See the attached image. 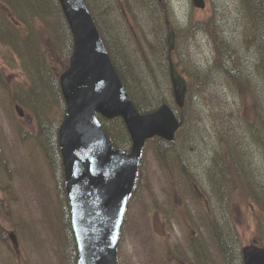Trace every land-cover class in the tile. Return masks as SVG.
Wrapping results in <instances>:
<instances>
[{
	"label": "rangeland",
	"instance_id": "obj_1",
	"mask_svg": "<svg viewBox=\"0 0 264 264\" xmlns=\"http://www.w3.org/2000/svg\"><path fill=\"white\" fill-rule=\"evenodd\" d=\"M33 1L35 12L49 11L51 20L47 22L52 23L59 57L67 59L71 40L60 14L55 11L54 0ZM168 1L173 12V25L178 28L185 26L187 20L201 22L205 16L206 20L210 18L213 24L216 23L218 35L229 44V48H221L229 56V62L223 66L239 73L244 81L249 80L250 93L258 94L259 101L254 103L249 92L244 100L232 94L227 78L211 70L206 106L197 101L193 108L187 109L192 115V125L176 135L173 145L162 154L157 153L158 146H162L157 141L161 140L152 139L144 147L139 176L122 226L117 260L119 264H227L215 248V236L207 226L213 220L224 228L229 223L235 234L230 241L235 252L257 240L264 247V200H257L264 198V132L260 141L248 133L249 123H253L255 117L260 115L264 120V72L257 68L261 60L257 35L264 34V17L261 10L259 16L254 14L253 20L261 26L252 39L257 45H249L250 21L244 1L205 0V10L195 9L190 0ZM92 2L109 18L112 28L118 22L122 24L123 32L127 28L133 43L126 51L133 59L139 60L142 51L140 31H147L141 8L128 7L126 11L123 0H108L106 7H112L105 13L101 1ZM20 27L25 30L24 25ZM36 30L42 42L48 43L49 31L43 25H38ZM112 33L115 34L113 29ZM245 34L247 40L243 41ZM10 41L20 48L23 58L20 62L0 44V264H74L68 203L58 176L54 179L52 172L48 171L53 166L56 172L59 171L56 132L64 105L62 107L54 78L42 68L39 41L33 32L25 38L23 45L15 34L10 36ZM178 51L184 58L188 54L197 67L205 68L214 62L217 50L207 33L197 31L195 39L178 45ZM16 53L20 56L19 52ZM124 61L130 75L131 64L126 59ZM173 61L181 63L177 56ZM34 62L39 66L36 86L18 92L14 90L13 97L7 96L3 85L9 91L12 86L27 83L23 69L34 74L37 72ZM136 67L144 84H148L146 68L142 65ZM163 71L159 72V93L165 100L163 103L178 116L169 75L162 76ZM151 85L155 88L154 84ZM17 96L28 101L31 108L26 110L21 104L12 103L17 102L14 100ZM223 115L231 117L230 129L238 133L235 145L241 150L242 167H221L219 162L216 168L212 167L215 153L222 150L218 149L219 145H225L216 136L213 118ZM33 116L37 120L36 132ZM115 135L119 141L125 136L124 131ZM130 146L129 140L124 151H130ZM50 158L51 167L48 164ZM212 168L220 174L216 179L221 180L218 182L225 190L232 188L235 182L241 188L246 186L242 168L244 178L250 179L256 189L251 187L243 191L234 187L227 193L228 197L221 198L218 196L220 192L212 186ZM60 173L62 179L61 162ZM10 232L18 234V248L7 238ZM238 255L241 264L240 251Z\"/></svg>",
	"mask_w": 264,
	"mask_h": 264
},
{
	"label": "water",
	"instance_id": "obj_2",
	"mask_svg": "<svg viewBox=\"0 0 264 264\" xmlns=\"http://www.w3.org/2000/svg\"><path fill=\"white\" fill-rule=\"evenodd\" d=\"M73 39L68 68L59 84L66 110L58 129L76 264H118L116 248L128 198L146 140L172 142L180 126L167 104L141 114L134 107L110 60L83 0H58ZM204 8V0H192ZM169 76L175 104L182 108L186 80L171 60L175 32L167 23ZM97 116L121 118L131 140L129 153L112 146ZM12 243L18 242L14 233ZM243 264H264V248H242Z\"/></svg>",
	"mask_w": 264,
	"mask_h": 264
},
{
	"label": "trees",
	"instance_id": "obj_3",
	"mask_svg": "<svg viewBox=\"0 0 264 264\" xmlns=\"http://www.w3.org/2000/svg\"><path fill=\"white\" fill-rule=\"evenodd\" d=\"M101 1V6H105L103 12L107 13L109 9H111L112 5L106 7L108 0H99ZM125 9L128 7H140L141 11L144 15L145 19V26L147 27V31L141 30L140 33L142 35V46L140 51V58L133 59L131 54L126 51V48L130 47L133 43V38L130 35L127 28L125 32L122 31V24L120 22L116 23L115 28H112L111 21L109 18L102 14V12L98 11L96 5L92 2V0H85L93 19L97 25V28L101 34L103 42L106 46V49L109 53V56L112 60V63L122 80L131 100L133 101L135 107L138 109L139 112L145 113L150 112L156 109V106L159 103H163L165 100L160 96V89L161 87L158 86L161 84L160 78V70H164L161 75L165 77V75H169L168 73V47H167V40H166V20H169L172 17V11L169 6L167 0H162L158 2L157 0H123ZM135 1V2H134ZM245 2L246 10L245 12L249 15L250 24H248V33H250L251 41L247 40V34L243 41L247 40V44L249 45H257L252 39L257 35L256 30L260 28L261 25L256 24L253 20L254 14L259 16L260 11L264 13V0H242ZM55 2V11L60 14L63 25L68 35L69 39L71 40V49H72V37L70 34L69 27L63 13L60 9L57 0ZM137 4V5H136ZM35 2L33 0H0V44L7 47L16 57H18L19 61L22 62L23 55L19 47L15 46L10 41V36L13 34L17 35L20 39L21 45L25 43V38L30 34L32 31L34 36L37 37L38 43V51L41 56L42 60V68L49 72L51 76L54 78L55 83L57 85L58 95L60 97V101L63 107V100L61 98L60 87L58 83V77L62 73L64 69L68 66L69 57L65 60H61L58 54V49L55 43V35L52 30V23L48 20H51V15L48 10H43L42 13H37L34 11ZM5 9L9 11L11 16L19 23L17 26L14 21H11L9 16L5 13ZM126 9V11H127ZM143 9V10H142ZM253 14V15H252ZM120 15V14H119ZM264 16V15H263ZM208 20V22H207ZM203 19V21H193L191 19L185 22V26L181 28H176V46L174 52L172 53V57L177 56L181 60V63H177L174 61V66L180 72L182 76L185 77L187 81V93L185 99V105L182 109L178 110V118L181 122V127L177 131L176 135L179 136L181 131L185 129L188 125H192V115L190 111L187 110L188 108L191 109L196 105L197 101L201 102L206 106V88L211 85V70H216L220 72L227 78L228 86L231 87L232 94H237L244 100L248 94L250 93L252 88L249 80L244 81L239 73H235L234 70L226 69L223 64L229 62V56L226 55L221 51V48H229V44L224 41L217 33L216 30V23H212L211 19ZM30 24L32 28L30 27ZM21 25L25 26V30L20 27ZM38 25H43L51 35L48 43L42 42L40 39V35L38 34V30H36ZM112 29L114 30L115 34L112 33ZM197 31L205 32L209 35L210 40L215 45L216 52H215V59L214 62L205 67L199 68L197 67L189 58L188 54L187 57L184 58L183 55L179 54L178 45H182L184 43H188L195 39ZM129 36V38L127 37ZM21 37V38H20ZM257 37L259 38V46L258 50L261 55V60L257 65V68L260 72H264V34L258 33ZM141 40V39H140ZM233 49V48H232ZM19 52L20 56L16 53ZM71 53V50H70ZM70 56V54H69ZM182 56V57H181ZM124 59L128 60L131 64V72L130 75L127 71V67L125 65ZM231 62V61H230ZM35 66L34 68L37 69V72L34 74L31 72H26L24 69L25 79L27 77V83H20L19 85L12 86L9 91L6 85H3L5 91L8 92L10 96L13 97V91L19 90L23 88H32L36 86V82L38 81L39 76V66L36 62L33 63ZM136 65H142L146 68V77L149 79L148 84H144L143 79L141 76L138 75ZM155 65L157 67H155ZM22 67V66H21ZM23 68V67H22ZM165 74V75H164ZM34 81V82H33ZM131 82H136V84H131ZM130 83V85H129ZM155 85V88L153 85ZM157 91V92H156ZM252 96V100L254 103H257L258 94L250 93ZM14 99V98H13ZM17 103L21 104L25 108L29 109V102L25 101L17 96L15 99ZM64 113V107L62 108L61 115ZM240 118L242 116H239ZM231 117L227 115H223L219 118H213L216 126V136L220 141L225 143L224 147L219 145L218 149H221L220 153H215L214 155V168L217 166V162L220 163V166H227L230 168H235L236 166L242 167L243 164L241 159V155L239 152L241 150L235 145L237 141L236 137H238V133L234 130H231L232 122L230 121ZM227 119L228 121H224ZM103 128L106 134L109 136L112 144L121 149L126 150L127 145L129 143V138H126L127 131L125 130V126L120 119H114L111 121L108 120H101ZM248 124V123H247ZM248 133L252 135L253 139L260 141L262 139V132L264 129V120L259 115V117H255L253 123H249ZM40 128V125H39ZM120 131H124L125 136L123 137L122 141H119L116 138L115 133H119ZM232 132V133H231ZM186 134L185 136H187ZM162 146H158L157 153L162 154L166 152V150L171 147L172 143H167L164 141H157ZM221 146V147H220ZM217 148H214L216 150ZM51 160V158H50ZM240 164H238L239 162ZM55 169H53V173H55ZM244 169L242 168V177L245 180L246 186L241 188L237 182L233 183L232 188H238L239 190H248L247 188L256 189L254 185H251L250 179L244 178ZM212 186L217 188V191L220 192L219 197H228V192L232 189L225 190L224 186L219 183L221 180H217L220 176L219 173L216 172L212 168ZM231 177V175H228ZM219 181V182H218ZM185 182V180H184ZM186 185V184H185ZM61 188H63V181L61 179ZM257 191V190H256ZM263 192V191H258ZM64 193V192H63ZM225 193V194H224ZM227 194V196H226ZM260 194V193H259ZM264 196V193L262 194ZM261 195V196H262ZM258 202H263L264 198L257 199ZM229 201V198L227 199ZM228 204V203H227ZM210 227L211 235L214 234V245L215 248L220 251L222 255V260H225L227 264H240L239 262V248L237 252L231 245V240L233 239L234 231L230 228L229 223L226 224L225 228L222 225H219V222L215 220L211 221L207 224ZM259 222V227H260ZM259 245L263 246L260 240L256 241ZM241 252V251H240ZM215 264H219L218 262Z\"/></svg>",
	"mask_w": 264,
	"mask_h": 264
}]
</instances>
